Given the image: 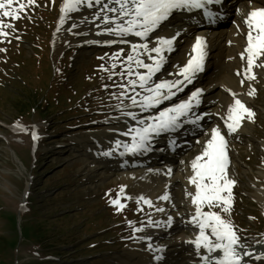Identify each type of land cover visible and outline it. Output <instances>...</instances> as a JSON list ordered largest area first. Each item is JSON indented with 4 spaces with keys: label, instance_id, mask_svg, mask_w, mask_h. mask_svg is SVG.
I'll return each instance as SVG.
<instances>
[{
    "label": "rangeland",
    "instance_id": "374dc122",
    "mask_svg": "<svg viewBox=\"0 0 264 264\" xmlns=\"http://www.w3.org/2000/svg\"><path fill=\"white\" fill-rule=\"evenodd\" d=\"M250 3L253 4L252 1ZM62 4L63 0H35L34 6H28L21 13V19H6V22L11 23L13 28L6 29L9 32L8 37L0 36V49H3L0 51V58L8 61L4 63L5 75H0V264H37L40 261H46V263L54 261L58 264H72L71 262L120 264L125 258L123 254L127 249V244L130 245L129 242L124 241H109L115 233L123 237V234L131 229V224H124L116 230L112 229L114 222L101 199L104 188L117 184L124 186L119 170L107 168L90 173L89 169L94 168L97 161L89 163L91 159L84 157L83 147L91 141L92 133L103 129L106 121L120 115L127 95L133 90L129 81L137 79L136 73L139 68L133 62L131 64L133 75H128L127 56L134 55V53L131 46L124 45L125 40L121 39L119 44L98 46L96 42H91L84 37V32L90 28L81 27L82 21L90 19L93 13L69 12L61 23ZM86 7L87 4L78 6V8ZM73 25L76 27L71 30ZM25 30L32 31L25 36L26 39H22L20 33ZM48 33H50L52 55L56 56V60L62 57L61 53L70 52L73 49L75 55L79 49L83 52L74 62H63L64 67H71V69L60 74L57 83V85L63 84V87H66L68 83L73 86L74 89H69L72 105L67 100L63 102V107H60L62 103L46 107L44 105L41 106L42 112L31 109L19 113L11 100L13 96L18 98L17 94L22 93L23 84L15 82L20 81L15 74L18 73L21 77L28 75L30 79L38 67L50 65L51 55H49L50 52L45 42V36ZM36 34L40 37L37 41ZM18 40L22 43L20 53H17L13 43ZM34 41L38 48L33 46ZM102 50L108 52L105 57H101L103 64L115 60V64H109L111 68L107 70L111 73L110 76L115 75L118 70L121 72L126 69V72L112 81V86L107 91V100L100 102L101 93L92 92L93 84L84 83L83 80L84 74L91 75L92 65L95 66L97 63L91 52L96 53ZM115 53H120V55L117 59H112ZM10 55L12 58L8 59ZM174 56H177V52ZM229 62L233 66L236 65L235 62ZM13 66L17 68L13 70ZM52 68L50 70L54 77ZM1 69L0 67V71ZM86 88L87 91H85ZM122 89L126 93L117 97L115 94ZM128 89L130 90L127 91ZM59 91L60 88H57L55 93L58 94L53 93L52 98L56 97L59 100L58 96L62 95ZM225 99L227 96L222 100L225 102ZM253 99H255V105L262 106L264 90L258 88ZM114 103L117 105L109 110L101 111ZM220 103L224 105L223 102ZM73 109L76 112H72ZM85 109L89 110L90 114L84 112ZM116 112L119 113L113 116ZM255 112L262 114L259 110ZM67 116L72 118L65 120ZM76 119L80 121L75 123ZM49 122L53 128L46 130L50 125ZM261 123L254 124L253 134L256 139L262 136ZM32 133H35L38 139L33 140ZM48 133H51L50 137L47 136ZM41 137L46 138L47 141H41L38 144L37 140ZM251 145L255 146L253 140ZM248 146L249 144L246 143L245 147H238L234 150L240 157V159L234 157V165L238 170L241 185H235L232 189L233 203L230 213L222 214L235 226L241 238L240 244L243 247H240V252L245 251L247 245L253 248L258 242L264 248V198L258 200L254 195L256 188L264 190V169L262 170L264 155L260 156L259 165L256 167L253 157L250 161H246L247 156L250 155L247 151ZM46 154L48 158H45V162L42 161L35 166V158H44ZM186 154L185 159L188 160L196 153L189 151ZM259 170L262 171L261 174ZM44 172H46L45 175H43ZM102 173L107 174L108 177L100 179L104 176L101 175ZM54 183L59 186H52L50 190L45 186H51ZM128 188H134V195L138 200V188L127 186ZM27 196H30L29 202L34 207H31L30 211L19 213L24 208ZM49 199L50 202H45ZM139 206L140 210L142 209L141 214L151 219V207L143 201L139 202ZM63 207L79 212L77 223L73 220L66 223L64 219H60L65 213L71 219L75 214L74 212L58 213L56 211ZM214 210L218 211V209ZM100 211L104 212L102 218H105L108 226L103 231L99 230V217H95ZM121 214L123 213H119ZM8 217L11 218V222L15 223L13 226ZM27 225H32L34 230L26 239H22L20 229L26 228ZM10 238H15L17 243L6 244V240L9 241ZM180 238L189 239L182 233L173 236L174 241ZM90 242H95L96 245L90 248L88 246ZM47 256L50 260L44 259ZM259 262L264 264V259H260Z\"/></svg>",
    "mask_w": 264,
    "mask_h": 264
},
{
    "label": "bare ground",
    "instance_id": "6f19581e",
    "mask_svg": "<svg viewBox=\"0 0 264 264\" xmlns=\"http://www.w3.org/2000/svg\"><path fill=\"white\" fill-rule=\"evenodd\" d=\"M249 1L251 0H230V3L228 2L223 9H221V6L217 5L210 6L209 10L216 14L213 23H209L204 17L202 9L191 10L196 13L195 15H190L191 11L185 9L174 11L167 21L163 22L161 26L149 34L151 41L146 44L151 48L155 45L157 37L168 38L177 32L180 33L177 40L174 42L173 50L164 54L165 61L161 70L152 77L148 87H153L156 83L165 80L175 81L177 79H183L182 76L178 75V72L192 54V45L195 43V38L197 36L205 37L207 55L204 61L211 58L210 61L212 64L218 67L217 71L208 73V75H206L207 71L197 73L198 75L202 73V76L200 78L193 77L192 83L190 84L184 83L182 90L177 91L173 89L176 94L172 96L171 99L163 100L155 107L147 109L143 108L140 102L142 98L149 95V93L137 86L135 90H132L133 95L126 98L127 102H125L122 109L123 113L116 119L108 120L103 129L92 133L90 136L91 141L84 144L83 151L86 152H84V157L91 159L89 163L94 161L99 163V165L97 164L94 168L89 169L90 173L96 172L98 169H105L107 166H109V168H115L119 170V175L125 187L131 185L137 186V195L152 201L153 204L151 208L153 210L152 217L149 220V225L151 226L149 229L152 230V232L145 231L141 236L132 241L131 244L126 247L129 252L124 251L123 254L129 257V259L121 261V258L120 264H189L188 261L191 258H189L188 255H192V258L196 260H201V255L207 254L203 252V250L198 254L194 245L187 243V241L190 240L181 238L176 241H171V236L173 235L171 231L175 230V234L182 232L186 235H188L187 231L189 229L194 230V232L198 231L196 228L186 223L193 211L189 201L185 199L186 190L194 191V188L187 183V177L191 175L190 162L200 154L202 142L209 138L208 134L211 129L213 127L220 128V123H224L222 118L226 115L229 105L233 103L232 93H237V98L252 109V102H254V99H252L253 96L250 97L246 93L249 90V85L256 90L254 86V84H256L255 81H257L259 76H264V69L256 68L254 71L257 79L254 81H246L243 84L245 86H242L240 81L243 79V76L237 75L238 72L243 71L244 67V62L239 55L245 46V33L247 27L244 24V19L250 9L264 6L262 1L257 0L255 6L251 7L252 5ZM105 5H108V7H118L114 3H109V0H101V3L96 4L93 2L92 7L82 10L85 13L95 12L89 20L83 21L84 24L89 23L93 25L91 26L92 28L84 32V37L91 41H96L99 46L105 45L109 41L118 43V41L123 38L136 40L139 44L142 43L143 40L131 34L120 37L111 35L105 31L110 25H106L103 22L104 16L114 17L115 15L103 10ZM224 12L229 13V17H225ZM164 25H166V28H163ZM228 25L230 26L228 27ZM235 37H240L241 40L238 42ZM231 45H234V48H232ZM178 51H181L180 58H176L175 60L172 59L173 55ZM140 52L139 58L144 60L145 63L151 64L152 61L148 59V54H145L142 49ZM230 54L234 57H238L239 60V65L233 66V73L236 74L235 77L237 80L234 79L233 75L228 74L229 64L223 61L224 57ZM151 55L154 56L155 54L151 53ZM168 63L170 66L166 68ZM205 67L204 64V68ZM93 71H96V69L93 68ZM146 71V69L141 68L140 74H144ZM197 89L201 90V95L198 98L199 104H194V107L187 117H181L184 125L188 127H198V130H196L191 137L189 136L191 142L188 145L182 146L179 141L176 142L175 145H171L173 141L168 138L169 130L159 133L162 134L164 138H167L165 140L167 145L165 152H162V150L155 151L159 148L154 146L158 143V138L155 137V133L151 134L150 141L153 143L150 144V142H148L147 150H142L137 153H129L125 150L124 145L132 143V135H126V133H129L130 129L142 128L149 123H153L154 118L157 117L161 111L188 100L191 93ZM223 90L228 93V97L222 112L220 108L221 103L218 99H220ZM132 97L136 98V105L132 104ZM128 113L132 115H128ZM133 116L135 118H133ZM196 116H201L202 119L196 123H191L190 121L195 120ZM212 116L213 119H211ZM140 121H144V124H141ZM179 123H181V121ZM238 131L242 132L244 135L249 134V137H245L246 142H251V139L253 140L254 129L251 122L244 121L242 127ZM181 135L184 136L182 133ZM117 143L120 144V147L116 146ZM257 146L264 151V141L257 142ZM194 147L199 148V154L186 162V153H188L190 148ZM229 152L228 148V156L230 157V153L232 152ZM104 153L110 154L104 155ZM238 156L239 155H236V157ZM248 169H250V167H248ZM169 170H171L170 175L168 174ZM228 172L231 179L234 181L238 179L237 173L232 170L230 163ZM258 172L260 174L262 173L261 170ZM104 174L105 173H102L101 175ZM105 177H108V175L106 174L100 179ZM255 190V196L258 200L263 198V190ZM166 191L171 198L170 201L159 200L158 197L163 195ZM156 207H163L165 212H157L155 210ZM168 216L173 217V223L170 227L164 226V222H166ZM150 221H160L161 226L157 227L155 224L150 223ZM151 239H157V243L150 244L149 241ZM257 244L258 245H255L253 248L264 258V248L261 247V244L259 245V242ZM149 245L152 246L151 249ZM155 249H162V251H154ZM175 251H181V254L178 253L180 257L175 261H171ZM188 251L190 254H187ZM237 251L241 254L243 253L240 252V248H238ZM251 253L256 254L255 252ZM217 254L218 253H214V255ZM156 256H160L161 259H155ZM248 259H250L249 256H244L242 264L250 263V261L246 262Z\"/></svg>",
    "mask_w": 264,
    "mask_h": 264
},
{
    "label": "snow or ice",
    "instance_id": "6c2138e0",
    "mask_svg": "<svg viewBox=\"0 0 264 264\" xmlns=\"http://www.w3.org/2000/svg\"><path fill=\"white\" fill-rule=\"evenodd\" d=\"M93 2L99 4L101 0H63L60 22H63L69 12L77 11L79 5L87 4L88 7H92ZM221 2L222 0H109V3H114L118 7L105 5L103 10L115 15L114 17L105 15L103 22L110 25L105 31L111 35L124 37L131 34L144 40L163 22L167 21L174 11L180 9L188 11L202 9L204 17L209 23H213L216 14L209 10L208 6ZM34 5L35 0H0V36L8 37L9 32L6 29L13 28V25L6 22V19L19 20L22 18L21 13L28 6ZM244 24L247 27L245 46L239 54L244 62V67L242 72L237 73V75L243 76L240 81L241 85L246 81L257 79L254 69H264V7L250 9L244 19ZM179 34L177 32L168 38L157 37L155 45L151 48L146 43L131 46L134 55L129 54L127 56L129 62L128 75H133L131 67L133 62L137 68L147 70L144 74L136 73L137 79L129 81V85L133 90L138 86L149 93L140 102L145 109L155 107L163 100L171 99L176 94L173 89L182 90L184 83H192L195 74L204 70L207 45L204 37L197 36L195 43L192 45V54L178 72V75L182 76L183 79L165 80L156 83L153 87H148L152 77L161 70L165 61L164 54L173 50L174 42ZM112 42L109 41L108 43ZM141 49L145 54H148V59L152 61L151 64L145 63L144 60L139 58ZM0 51H3V49H0ZM151 53L155 55L153 56ZM119 55L120 53H115L111 58L117 59ZM255 92L256 90L249 85L246 94L251 97L255 95ZM200 95L201 90L197 89L191 93L188 100L161 111L154 118L153 123H149L142 128L130 129L126 135H132V143L125 144V150L129 153L147 150L151 134L177 129L181 117H187L194 104H199L198 98ZM232 96L233 103L229 105L226 115L222 118L228 135L237 133L244 121L254 122L255 117L253 110L237 98V93H232ZM131 100L133 105L137 104L135 97H132ZM128 115L132 114L128 113ZM133 118L135 117L133 116ZM201 119V116H196L195 120L190 122L196 123ZM140 123L144 124V121H140ZM208 135L209 138L202 142L200 154L190 162L191 175L187 177V183L194 188V191H185V199L189 201L193 209L186 223L198 230L194 239L187 241V243L193 244L198 254L201 253V250L207 253V255H201L204 264H242L243 257H250L252 253L245 251L241 254L237 251L238 248L243 247L240 244L241 238L231 221L225 219L222 215L229 214L231 211L233 203L232 189L235 185V181L230 178L228 172V140L221 133L219 127H213ZM32 138L33 140L38 139L35 133H32ZM116 146L120 147V144L117 143ZM109 154L104 153V155ZM168 174H171V170ZM123 192L124 189L121 187L120 192L117 193V198L110 200V203L118 212L126 207L124 203H121ZM158 199L170 201L171 198L166 191ZM140 201H143L149 207L153 206L152 201L143 196L138 198L137 203ZM214 209H218V211ZM155 210L161 213L165 212L163 207H156ZM150 223L155 224L157 227L161 226L160 221H150ZM172 223L173 217L168 216L164 226L170 227ZM141 230L139 228L135 229V231ZM149 248L151 249L152 246L149 245ZM154 251H162V249H155ZM214 253H219V255L213 256ZM255 258L261 259L262 257L257 256ZM155 259L160 260L161 257L156 256Z\"/></svg>",
    "mask_w": 264,
    "mask_h": 264
},
{
    "label": "trees",
    "instance_id": "16d2710c",
    "mask_svg": "<svg viewBox=\"0 0 264 264\" xmlns=\"http://www.w3.org/2000/svg\"><path fill=\"white\" fill-rule=\"evenodd\" d=\"M46 46H47V43H46ZM34 47L38 48L36 42H35ZM38 61H39V59H38ZM49 66L50 65H44L42 67H38V69L31 75L30 79H29L28 75L21 77V75H19L18 73L15 74L16 77L20 78L19 82L18 81H15V82L17 84H23L22 89H21L22 93L17 94L18 98L13 96V98L11 100V102L14 103V106H15L14 108H17L19 113L20 112H26V111L31 110V109H32V111L35 110L37 112H42L43 108L41 106H44V105L46 107L48 105L54 106V105H59L60 103H62L60 105V107H63V102L65 103V101H67V100L70 104L72 103L71 91H69V89L70 88L74 89L73 86L69 83L66 85V87H63V84L57 85V83L59 81L58 80L59 76L62 73H58V74L53 73L54 77H52V73H51ZM15 68H17V66H13L12 69H15ZM89 79H93L96 82L97 77L95 75V76H90L88 78H84L83 82L88 83ZM52 80H54V81H52ZM24 84H26V85H24ZM57 88H60L59 92H61V94H62L60 96L59 100L58 99L55 100V98H52L53 93H55L57 91ZM81 93H83V92H81ZM62 99H63V101H62ZM69 118L70 117H68L67 119H69ZM44 173H46V172H44ZM45 186H46V188H48L50 190V188L52 186L54 187V186H59V185L57 183H54L51 186H49V185H45ZM30 194H31V192L29 193V195ZM59 196H61V195H59ZM29 198H30V196H27L26 202L24 204V208H22L21 212H19V213H24V212L30 211L31 207H34V205H32V203L29 202L30 201ZM45 202H50V199L46 200ZM70 209H72V208L63 207V208L56 209V211L58 213L74 212L75 214H74V217L72 219L70 217H67V215H68L67 213H65L63 216H61L60 219H64L66 221V223L71 222L72 220L77 223L78 219H79V212L78 211H70ZM53 213H55V212H53ZM9 220L11 222V218H9ZM11 224L13 226V224H15V223L11 222ZM20 230H21L20 234L22 236V239H26V237L33 232L34 228L32 225H27L26 228H21ZM15 238H12V239L10 238L9 241L6 240V244L7 243H9L10 245L16 244L17 240ZM33 262H36V261H33ZM51 262L53 264H58L54 261H51ZM42 263L52 264V263H46V261H40L37 264H42ZM73 264H77V263L73 262Z\"/></svg>",
    "mask_w": 264,
    "mask_h": 264
}]
</instances>
